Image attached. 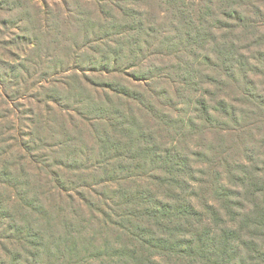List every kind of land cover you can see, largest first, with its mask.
I'll list each match as a JSON object with an SVG mask.
<instances>
[{"label": "rangeland", "instance_id": "rangeland-1", "mask_svg": "<svg viewBox=\"0 0 264 264\" xmlns=\"http://www.w3.org/2000/svg\"><path fill=\"white\" fill-rule=\"evenodd\" d=\"M97 1L0 0V264H74V260L82 257L74 254V225L70 223L75 224L74 211L77 204L82 203L80 197L100 202V205L103 201L109 202L110 197H117L112 192L116 190L117 182H105L108 177L97 167V154L100 150H91L94 144L92 129L79 118L74 108L80 106L79 109L82 110V105L88 104L98 107V102L106 105L107 110L118 107L125 112L127 126L130 124L133 127L134 134L139 128L143 129L155 122L136 103L113 95L109 87L148 89L152 86L150 82L136 79L139 76L166 74L174 61L166 55L167 51L161 61H157L156 57L140 60L141 53L134 52L133 48L140 46L145 53L150 49L143 42L129 46L127 41L132 36H129L121 24L124 20L122 13L108 1H102L103 14L113 17L103 24L108 28L107 34L120 32L112 38L123 42L120 45L110 44L119 51L115 69H127V75L112 72L110 68H114V57L101 44H107L109 38L88 43L89 38H94L99 33L92 34L97 32L96 25L92 30L86 29L93 24H102L101 16L95 8L99 4ZM111 1L119 6H129L130 9L143 8V14L150 22L146 26L151 29L161 26L164 41H169V23L153 14L162 8L159 2ZM218 1H211L213 10H218ZM238 1L242 10L256 21L259 33L254 38L258 42H251L249 61L244 65L249 79L244 80L242 74L237 73V78L242 76L243 80L226 86L225 90L230 96L227 100L234 103L237 101V107L238 103L242 104L241 112L251 110L249 106H258L257 115L262 118L264 0ZM63 3L74 6L72 15ZM86 5H90L86 12L77 15L78 12L82 13ZM76 16L84 21L83 24L78 23V27ZM104 35L100 33L99 37ZM212 46L206 50L211 59ZM206 56L203 52L198 56L199 95L206 90H213L208 84L210 79L206 76L217 74ZM151 61L154 62L153 66ZM105 70L109 73L107 71L105 74ZM245 83L249 85V91H245L249 97L241 90ZM158 87L161 90L166 84L162 83ZM169 89L171 90L170 87ZM171 97L170 95L160 101L167 104ZM247 97L251 103L244 100ZM65 107L70 110H65ZM192 109L193 105L188 106L186 103L177 105L176 111L186 124L185 132L179 136V140L182 144H187L191 159L196 160L193 164H196L195 178L203 179L200 184L202 187H205V181L210 177L202 176L199 170L211 174L219 172L217 181L221 179L223 184L234 183L227 172L235 169L240 161L248 163L252 172L261 173L259 171L264 170V127L238 121L236 124L217 116L218 120L213 124L222 126L221 130L210 128L204 139L192 137L188 132L197 130L188 124L194 116ZM241 115L243 116L242 113ZM90 116L91 114L84 117ZM260 118L253 117L252 120ZM103 123L111 133H117L114 127L107 125V122ZM79 127L83 134H79ZM30 130H33L32 135H29ZM69 138L71 142L68 141ZM110 161L107 159V162ZM21 169L29 175L28 185L25 184L27 176ZM132 172L137 173L139 169ZM198 186L196 184V188ZM7 220L11 223L8 228ZM65 220L68 225L63 227ZM20 230L26 234L29 231L38 232L39 237H29V242L26 239L15 242ZM8 233L12 234L13 242L6 238ZM81 256L88 257V253L84 252Z\"/></svg>", "mask_w": 264, "mask_h": 264}, {"label": "trees", "instance_id": "trees-1", "mask_svg": "<svg viewBox=\"0 0 264 264\" xmlns=\"http://www.w3.org/2000/svg\"><path fill=\"white\" fill-rule=\"evenodd\" d=\"M102 1H108L122 13L121 24L132 36L127 41L129 46L143 42L150 49L145 53L140 46L133 48L134 52L141 53L140 60L156 57L161 61L167 51L166 55L174 63L170 64L166 74L136 79L150 82L152 86L148 89L109 87L113 95L136 103L146 111V116L155 120L153 125L139 128L136 134L130 124L127 126L126 114L118 107L107 110L106 105L98 102V107L81 104L82 110L80 106L74 108L79 118L92 129L94 144L91 150H100L96 163L108 177L105 182H117L116 190H112L117 197H110L109 202L103 201L100 205V202L80 197L82 203H78L74 211L75 224L70 223L74 225V254L82 257L74 260V264H264V170L252 172L248 163L240 161L235 169L227 172L235 184L217 181L219 172L211 174L199 170L202 176L210 177L202 187L203 179L195 178L196 164H193L196 160L191 159L187 144L179 140L186 124L176 111L178 104L193 105L194 116L188 124L197 130L192 129L188 134L201 139L210 128L222 129L213 124L218 120L217 116L232 123L238 121L264 127V117L257 115L258 106H249L251 110L241 112L242 104L238 103L237 107V101H228L230 96L225 90L231 82L249 79L244 65L249 61L251 42H258L254 39L259 33L256 21L242 10L238 0H219L218 10H213L212 0H153L162 6L153 14L169 23L170 39L165 42L161 26L157 29L146 26L150 22L143 14V8L130 9L123 4H113L111 0H98L95 8L102 24L88 26L87 31L96 25L97 32L92 34L99 33L89 38L88 43L109 38L107 44H101L114 57V68L110 69L124 75H127V69H115L119 51L110 45L123 42L112 38L120 32L107 34L108 28L103 24L113 17L103 14ZM63 5L72 15L74 6ZM89 6H84L82 13L77 15L84 14ZM75 22L77 27L78 23H84L77 16ZM100 33L105 35L99 37ZM210 45H213V59L206 52ZM201 52L206 53V59L217 74L206 76L213 90L199 95L197 62ZM151 62L153 66L154 62ZM237 73H241L243 79L242 76L237 78ZM162 83L166 87L159 90ZM247 87L249 85L245 83L241 88L245 96H248ZM170 95L167 104L160 101ZM248 97L244 100L251 103ZM90 114V117H84ZM253 117L260 119L252 120ZM103 122L114 127L117 133H111ZM78 130L83 134L80 127ZM32 133L30 130L29 135ZM68 141L71 142V138ZM107 159L111 161L107 162ZM151 164L154 166L149 167ZM137 169L139 172H132ZM21 172L27 176L25 184L28 185L29 175L23 169ZM196 184L199 185L197 188ZM10 225L8 221L7 228ZM67 225L65 220L63 227ZM9 231L13 233L12 229ZM17 235L15 242L18 243L24 239L29 242V237H39L38 232L26 234L22 230ZM6 238L13 242L12 234L8 233ZM84 252L88 257L81 256Z\"/></svg>", "mask_w": 264, "mask_h": 264}]
</instances>
